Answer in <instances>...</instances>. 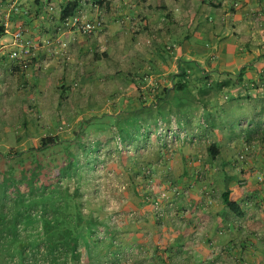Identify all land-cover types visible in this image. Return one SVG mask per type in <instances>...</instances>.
<instances>
[{
  "label": "crops",
  "instance_id": "crops-1",
  "mask_svg": "<svg viewBox=\"0 0 264 264\" xmlns=\"http://www.w3.org/2000/svg\"><path fill=\"white\" fill-rule=\"evenodd\" d=\"M1 2L0 135L18 142L59 135L55 121L77 132L99 110L141 122L149 109V135L134 127L124 135L131 146L149 139V157L110 170L127 185L116 198L124 212L103 228L104 241L88 246L86 264H264V0H53L54 11L43 0ZM75 2V12L103 21L99 30L63 25L61 11ZM18 29L23 40L14 44ZM173 37L178 48L164 51ZM19 49L29 51L23 63L10 56ZM136 75L149 76V108L137 107ZM205 75L232 85L203 102L205 80L197 82ZM181 80L185 89L177 88ZM175 118L196 144L170 143L159 132L160 120L170 127ZM143 163L149 203L133 186ZM227 190L239 211L227 206ZM154 198L163 200L162 216Z\"/></svg>",
  "mask_w": 264,
  "mask_h": 264
},
{
  "label": "trees",
  "instance_id": "trees-1",
  "mask_svg": "<svg viewBox=\"0 0 264 264\" xmlns=\"http://www.w3.org/2000/svg\"><path fill=\"white\" fill-rule=\"evenodd\" d=\"M76 7V2L69 3L61 11V20L76 14ZM3 31L0 26V35ZM186 75L182 71L180 77ZM204 79L199 92L203 102L211 91L217 93L232 85L231 81L221 83L209 75ZM177 85L178 89H185L188 81L181 80ZM125 119L96 125L92 131L107 132L105 140L118 137L126 142L124 135L133 134V127L140 130L142 125L139 118L132 122L129 116ZM85 125L82 130L86 129ZM115 127L119 131L117 135H113ZM83 133L72 139L48 135L37 146L0 151V264H40L41 258L58 264L64 256H71L72 264H81L83 257L86 264L85 251L96 242L98 232L108 228L110 218L103 214L99 217L95 203L84 199L81 193V183L90 180L97 161L93 153L100 151L102 141L88 139L86 144ZM214 148V145L208 148L212 157L217 154ZM147 170L149 165L143 163L132 175L141 178L139 183L146 188L149 186ZM139 183L136 180L133 186L140 194ZM140 196L147 198L148 194ZM224 196L227 206L239 211L228 190ZM84 205L90 208L89 213H85ZM41 247L45 249L41 251Z\"/></svg>",
  "mask_w": 264,
  "mask_h": 264
},
{
  "label": "rangeland",
  "instance_id": "rangeland-1",
  "mask_svg": "<svg viewBox=\"0 0 264 264\" xmlns=\"http://www.w3.org/2000/svg\"><path fill=\"white\" fill-rule=\"evenodd\" d=\"M177 42V38L170 39L169 41H167V45H163L164 46V51L166 52H175V50L178 48V42ZM137 79L136 83L138 90H137V107L139 109L143 108H149V76L146 75H136V77H131V83L132 80ZM125 82L129 83L130 80L128 77H125ZM205 79H198L197 84L202 85L201 81H204ZM187 95H190V92L187 93ZM108 111H115L113 110V108H109ZM100 113H103L101 110H99ZM98 112V113H99ZM146 115H144V117L141 119L140 125H142L141 129L138 130V134L139 135H149V124H147L148 120H149V109L145 111ZM98 113L94 112L90 115V118L86 121V129L83 130V135H86V138L83 139L84 143H88L89 141H93V140H97V138L99 137L97 134H94L95 132H93L92 130H94V127L97 126H104L105 123L106 124H111V123H115L116 119L114 117L111 116H107V115H99ZM81 117H85V115L80 112ZM80 116L78 118H80ZM87 116V115H86ZM134 117V116H133ZM54 126L59 127L61 126L62 128L59 129L58 131L59 136L62 139H72L75 138L76 135H80V133L74 132V127L71 125H67L64 126V124L59 125L58 122L55 121V123H53ZM82 125V124H81ZM85 125V126H86ZM78 127L80 126V122L77 125ZM171 133H167L165 132L163 135H176L174 131H176V129H179L180 132H185L187 134V132L185 131V129H182L179 124L177 123V119L175 118V121L171 122ZM83 125L80 127V129H78L80 132L82 130ZM110 128V127H109ZM108 128V129H109ZM92 133V134H91ZM91 134V135H90ZM188 135V134H187ZM33 135H30V137H28V135L26 136V140L24 141H17V136L16 135H0V151H9L12 148L17 147L18 149H25L28 148L30 146H37L40 144L41 139L35 137V135L33 137H31ZM89 136V137H88ZM190 136V135H188ZM169 138V137H168ZM88 139H90L88 141ZM146 138L142 139V137L139 139L136 143H134L135 145L137 144V149L138 151H136V146L135 145H130L129 143H126L122 140V148L119 147V143H118V137L115 138V141L113 140H102L99 144V152H94L93 153V157L97 160L93 166V170L92 173L90 174V180L88 181H83L81 183V193L84 194V199L88 198L87 200H91L93 203H95V210L97 214H109V216L111 215V213H123L124 210L121 208V206L119 205V200H117V197H121L122 194H124V191L127 187V185L124 182H120V180H118L117 178H115L114 176L112 177V173H111V169L114 165H121L123 168H126L129 164V157H133L136 158L138 157L140 161H143V159L147 156L149 157V139L146 141ZM170 139V143H173L174 141ZM182 142L184 144H196V142H198V139L193 140V137L191 136V139H184L181 140L180 138H178L177 142ZM115 142V144H114ZM2 143V144H1ZM176 142H174L175 144ZM167 146V145H166ZM172 147V146H170ZM167 148L168 150L170 149ZM108 151V152H107ZM170 152V151H169ZM247 156V155H246ZM138 160V161H139ZM117 163V164H116ZM139 179L141 178H136V180L138 181V183L140 182ZM119 181V183H117V181ZM102 183V184H100ZM101 185H103L101 187ZM152 185H155L152 183ZM139 191L140 193H142L143 195H147L148 194V198H149V186L148 188L144 187V184L139 183L138 185ZM117 198V199H116ZM125 201L127 202V199L124 198ZM146 203L149 201V199H145ZM149 203V202H148ZM173 204V205H171ZM84 211L85 213H89L90 212V208L86 205H84ZM120 208H119V207ZM124 206V205H123ZM169 206L172 208H175V204L174 202H169ZM117 209V211H116ZM123 212H121V210ZM129 211V210H128ZM127 212V211H126ZM166 212V210H165ZM132 216H135V212L131 211V213H129ZM111 219V216H110ZM111 225L112 223V219L110 220ZM115 225V224H113ZM102 231H100L98 234H100ZM97 238V237H96ZM106 239V238H105ZM104 239V240H105ZM98 241H104V240H99ZM69 256H64V257H60L58 260V264H71L70 261L68 260ZM45 260V259H44ZM46 261V260H45ZM53 262V261H51Z\"/></svg>",
  "mask_w": 264,
  "mask_h": 264
},
{
  "label": "built area",
  "instance_id": "built-area-1",
  "mask_svg": "<svg viewBox=\"0 0 264 264\" xmlns=\"http://www.w3.org/2000/svg\"><path fill=\"white\" fill-rule=\"evenodd\" d=\"M43 3H44V7L46 9H48L49 11L56 10V5L54 4L53 0H43ZM0 6H2L1 0H0ZM13 8L15 10H18L17 6H13ZM63 25L68 27V28H76V29H78V31H80L81 33H83L85 35H90L102 27L103 21L102 20L89 21L86 19L84 13L78 11L73 16L67 17L63 21ZM23 34H24L23 29H18L15 32H13V43L14 44L21 43L23 40ZM4 47H5V44L3 42H1V40H0V49H3ZM28 53H29L28 49H19V50L12 51L10 56L14 60H19L22 62V61H24V58ZM172 121L174 122V119ZM159 132L161 134H164L165 132L171 133L172 132L171 126L167 127L165 125V123L162 120H160ZM174 132L176 135H168L169 138H171V139L173 138L172 140L174 142H176L178 140V138H180L181 140L189 139L188 135L185 132H180L179 129H176V131H174ZM118 143H119V147L122 148L123 142L120 138H118ZM250 150H251L250 147H246L244 153L241 155V158L242 159L246 158V155L250 152ZM147 171L149 172V175H150V170H147ZM152 203H153V207L156 211L157 216H162L165 213L163 200L161 198H154L152 200ZM171 205H173V204H171ZM122 215H123L122 213H111L112 223L116 224L120 220ZM106 237L107 236H106L105 232L102 231L100 234H97L96 239L104 240ZM44 249L45 248L41 247L40 250L43 251ZM68 260L72 264L71 256L68 257ZM31 262L32 261H29V263H31ZM39 262H40V264H57L56 262L45 261L42 258L39 260ZM80 262H81V264L84 263L83 257H81ZM120 262H121V260L118 259V260L111 261L109 264H122ZM127 264H131V263H127Z\"/></svg>",
  "mask_w": 264,
  "mask_h": 264
}]
</instances>
